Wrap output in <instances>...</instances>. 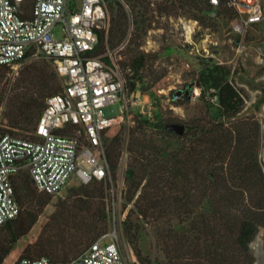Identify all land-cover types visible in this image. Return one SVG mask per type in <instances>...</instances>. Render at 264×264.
<instances>
[{"label":"trees","instance_id":"16d2710c","mask_svg":"<svg viewBox=\"0 0 264 264\" xmlns=\"http://www.w3.org/2000/svg\"><path fill=\"white\" fill-rule=\"evenodd\" d=\"M107 1L110 28L107 35L100 34L93 52L95 56L105 54L108 48L119 47L130 34L126 2L132 5L134 23L143 29L146 21L144 13L136 10L139 0ZM165 1V7L167 3L173 7L186 6V11L205 27L213 24L214 19L208 14L209 0H191L190 4L188 0ZM223 12L233 15L229 9ZM127 42L129 57L119 60L127 93L137 89L149 92L151 84L148 83L154 84L159 79L152 68L158 54L145 52L135 39L129 38ZM105 57L109 60L108 55ZM6 68L0 66V85ZM33 69L22 71L12 86H0V109L6 106L4 115L8 120L7 126L0 123V136L16 135L15 129H19L32 132L24 134L25 138H32L46 99L62 89V79L53 61L45 60ZM236 74V70L233 72L229 65L220 64L214 58L199 57V71L193 85L201 88V98L217 96V102L207 101L210 111L204 117L184 121L186 129L182 135L166 129L167 124L177 119L160 112L153 118L139 115L128 130L127 126H122L114 136H105L112 179L117 176L128 140L130 161L125 171L124 207L129 204L132 207L120 222V229L123 238L133 244L142 264L254 262L250 242L264 226V169L259 159L262 130L259 119L239 117L246 97L232 77ZM243 78L241 75L240 80ZM175 92L172 101L178 103L183 95L175 98ZM110 186L109 180L80 183L71 187V194L83 198L85 205L74 207L73 213L68 205H61L62 215L72 214V229L79 233L75 239L76 251L106 234L110 222L107 211ZM14 187L22 210L0 227V264L11 254L18 240L30 231L53 197L39 192L27 172L16 176ZM81 212L89 213V224L83 223L85 218L81 217ZM145 223L152 224L164 260H149L143 256L138 240ZM44 255L63 261L69 258L59 255L49 239L29 245L21 257Z\"/></svg>","mask_w":264,"mask_h":264},{"label":"built area","instance_id":"2783aa9c","mask_svg":"<svg viewBox=\"0 0 264 264\" xmlns=\"http://www.w3.org/2000/svg\"><path fill=\"white\" fill-rule=\"evenodd\" d=\"M208 12L216 19L220 12L231 10V42L244 65L253 42H264V0H209ZM130 28L134 20L129 13ZM180 35L189 46L200 29V21L180 18ZM61 25V35L55 29ZM110 11L107 0H0V66L15 68L29 56L41 54L53 61L63 81L62 90L46 99L32 138L6 133L0 136V227L16 218L22 210L14 180L27 172L39 192L60 195L75 175L87 184L94 179L113 184L107 156L106 131L121 124L129 107L127 82L117 55L129 40L95 56L100 34L107 35ZM250 31L262 33L261 40L249 39ZM211 38L212 35H206ZM206 37L201 41L206 42ZM212 41V38H211ZM151 41H148L150 43ZM151 46V45H150ZM149 51L152 47H141ZM200 57L214 58L228 64L206 45ZM258 60L264 63V50L257 48ZM109 56V60L105 56ZM236 68H232L233 72ZM234 75H232L233 77ZM201 90V88H200ZM217 101V96L211 97ZM124 102L118 115H107L105 107ZM106 238H109L106 240ZM16 264H127L117 228L93 241L71 260L47 256L22 257Z\"/></svg>","mask_w":264,"mask_h":264},{"label":"rangeland","instance_id":"374dc122","mask_svg":"<svg viewBox=\"0 0 264 264\" xmlns=\"http://www.w3.org/2000/svg\"><path fill=\"white\" fill-rule=\"evenodd\" d=\"M139 5L136 10H140L144 13L143 18L146 20L143 29L135 22L133 27L130 28L129 38L135 39L136 42L141 44V47H147L150 49L147 53L158 54V57L153 65L159 79L151 84L149 92L140 93L133 97L128 96L129 107L127 109L125 120L116 126L111 127L106 131V136H114L117 134L122 126L131 127L136 123V119L139 115L156 117L161 112L164 116H172L177 119V122H184L192 117H204L209 113L207 107V101H213L211 97L201 98L200 87L193 85L192 97L188 98L181 96L178 103L172 101L173 92L180 89H185L189 84L195 82L196 75L199 71V57L198 48L202 51L203 45H206L210 52H217L224 61L229 62L231 68H236L237 74L234 75V79L238 86L244 90L246 97V105L239 113V117L253 116L260 120L261 130L264 128V105L260 112H255L249 109L250 103L256 100L259 92L258 84L264 82V63L258 60L257 48L260 46L264 50V42H253L251 46L250 55L246 63L242 64V57L236 56L235 46L236 43L231 42L233 39L231 32V20L233 15H229L225 12H220L219 16L213 20V24L209 27H205L200 24V29L194 35V40L187 46L180 35V18H193L191 12H187V7H165V0H139ZM192 3L188 0L187 4ZM126 8L132 16L133 20L136 19L131 3H125ZM138 4V3H137ZM182 4V3H180ZM163 6V9H161ZM108 8L110 11L109 3ZM233 14V13H231ZM142 19V18H141ZM56 35L60 36L62 32L61 25H58L55 29ZM212 35L211 38H207L206 35ZM206 37V42L201 41V38ZM249 39L261 40L262 33L250 31L248 35ZM205 38V39H206ZM148 41H151L148 43ZM128 43V42H127ZM127 43L123 49L108 48V51H116L117 55H121L122 58L129 57L127 51ZM151 45V46H150ZM126 46V47H125ZM49 60L38 54L36 56H29L26 60L22 61L15 68H6L3 74V81L1 87L4 84L10 87L21 76L22 71L34 70L41 62ZM244 78L240 80V76ZM62 84L63 81L61 80ZM0 87V88H1ZM62 90V89H61ZM153 92V93H151ZM155 92V93H154ZM124 102H116L105 107L107 115H118L124 110ZM6 106L0 109V123L4 127L7 126L8 120L5 117ZM17 134L14 136L24 137V134H31L30 132H23L19 129H15ZM10 134V133H9ZM158 132L155 131V135ZM128 140L125 141L123 152L118 168L117 176L113 179V184L107 192L110 193V197L107 204V211L110 214L109 227L106 233L117 228V232L120 239L121 249L123 256L127 264H142L135 253V248L132 243L127 239H124L120 229V222L127 215V212L132 204H129L127 208L124 207V195L127 189L125 182V171L130 161V153L127 151ZM106 145V144H105ZM72 181L63 190L60 195L53 196L50 203H48L44 210L40 213L37 222L32 226L30 231L21 237L15 244L11 254L6 258L3 264H16L17 261L22 258L21 255L24 250L31 244L36 243L40 239H49L57 247V252L61 256H69L68 260H71L79 256L90 245L87 242L77 250L75 239L79 235L77 231L72 229L73 222L71 216L68 214L62 215L61 205H68L70 213H73L74 207L84 206L85 202L76 196L71 194V187L78 186L81 182L73 175L70 179ZM88 214V215H87ZM70 216V217H69ZM84 216L85 221L83 223H90V215L88 212H81V217ZM164 226V224H162ZM264 236V230H260L256 239L252 242V246L256 241ZM109 238H106L108 240ZM138 246L140 247L142 254L149 260H164V257L160 251L161 244L155 235V230L152 224L145 223L142 228V235L138 240ZM45 256V255H44ZM38 257V256H34ZM48 257V256H47ZM52 259V258H51ZM156 263V262H155ZM150 263V264H155Z\"/></svg>","mask_w":264,"mask_h":264},{"label":"flooded vegetation","instance_id":"af4514ba","mask_svg":"<svg viewBox=\"0 0 264 264\" xmlns=\"http://www.w3.org/2000/svg\"><path fill=\"white\" fill-rule=\"evenodd\" d=\"M259 92L256 100L252 101L250 103L249 109H252L255 112H260L262 109V105H264V82H261L258 84ZM189 88L186 87L184 90H182V95L185 96L188 93ZM259 159L260 163L264 169V128H262V143L260 147L259 152ZM260 230H264V226L260 227L258 232L256 233L255 237L250 242V250L252 254L254 255V262L253 264H264V236L261 237V239L257 240L255 245L252 246V242L256 239V236L260 232Z\"/></svg>","mask_w":264,"mask_h":264},{"label":"water","instance_id":"95a60500","mask_svg":"<svg viewBox=\"0 0 264 264\" xmlns=\"http://www.w3.org/2000/svg\"><path fill=\"white\" fill-rule=\"evenodd\" d=\"M187 87L189 88L188 89L189 91H188V93L185 96H187L188 98H191L192 97L191 89H193V83L189 84ZM180 95H182V90L181 89L176 91L174 96H175V98H177ZM166 129L170 130V131H172L174 133H177L179 135H182L185 132L186 126L182 122H175V123L167 124L166 125Z\"/></svg>","mask_w":264,"mask_h":264}]
</instances>
